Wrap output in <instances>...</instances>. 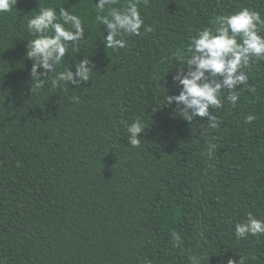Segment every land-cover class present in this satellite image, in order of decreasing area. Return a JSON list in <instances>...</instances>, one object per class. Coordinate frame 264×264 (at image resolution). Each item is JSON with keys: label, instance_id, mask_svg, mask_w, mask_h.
I'll list each match as a JSON object with an SVG mask.
<instances>
[{"label": "trees", "instance_id": "trees-1", "mask_svg": "<svg viewBox=\"0 0 264 264\" xmlns=\"http://www.w3.org/2000/svg\"><path fill=\"white\" fill-rule=\"evenodd\" d=\"M96 2L17 0L0 14V264H264V234L234 232L249 213L264 220V60L246 69L235 106L209 109L216 128L161 102L179 93L172 76L191 37L241 8L264 19V0H141L152 31L117 50ZM41 6L83 21L85 39L57 69L88 55L94 73L79 88L31 91L27 21ZM136 119L139 147L123 123Z\"/></svg>", "mask_w": 264, "mask_h": 264}, {"label": "clouds", "instance_id": "clouds-1", "mask_svg": "<svg viewBox=\"0 0 264 264\" xmlns=\"http://www.w3.org/2000/svg\"><path fill=\"white\" fill-rule=\"evenodd\" d=\"M117 2L118 0H97L94 3L95 19L99 25L105 26L107 32L103 43L112 50L126 47L123 37L142 35V27L144 33L152 31L140 15L141 0H127L122 7L115 6ZM16 3L17 0H0V14L11 12ZM56 9L41 6L27 21V31L34 37L26 45V56L33 61L29 73L33 81L31 91L40 89L46 83L52 89L64 84L79 88L94 73V64L90 62L88 55L79 61H73L74 71L71 65L57 70L69 47L78 50L79 43L85 39V28L77 14L63 7L59 11ZM261 32H264V19L258 11L248 8L219 17L215 27H203L191 37L186 51H182L177 57L179 67L172 80L180 86L179 93L164 96L162 104L171 105L175 102L176 110L185 121L191 124L197 116L207 117L211 122L209 127L216 128V116L209 109H220L225 98L229 104L235 106L239 99L238 89L248 84L246 69L254 59L264 60V35ZM50 73H55V76L48 80ZM248 90L255 91L251 86ZM222 93L226 96L222 97ZM254 119V115H248L245 123H251ZM123 123L129 136L128 143L139 147L141 139L138 134L145 128L141 119L130 124L127 121ZM208 156H213L211 146ZM234 232L237 238H245L249 234L262 235L264 220L249 213L246 219L235 223ZM172 235L177 242L180 241L179 234ZM191 259L192 264H199L198 258ZM227 264H244V257H239L238 262L230 259Z\"/></svg>", "mask_w": 264, "mask_h": 264}]
</instances>
